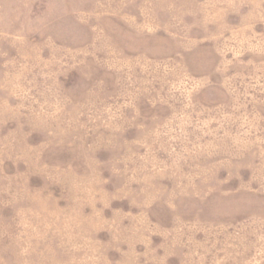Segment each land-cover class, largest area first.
Segmentation results:
<instances>
[{"label": "rangeland", "instance_id": "obj_1", "mask_svg": "<svg viewBox=\"0 0 264 264\" xmlns=\"http://www.w3.org/2000/svg\"><path fill=\"white\" fill-rule=\"evenodd\" d=\"M0 264H264V0H0Z\"/></svg>", "mask_w": 264, "mask_h": 264}]
</instances>
